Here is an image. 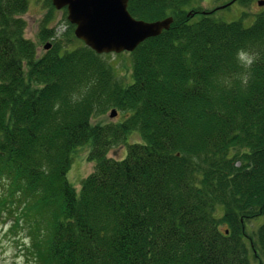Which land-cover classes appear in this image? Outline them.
Instances as JSON below:
<instances>
[{
  "label": "trees",
  "instance_id": "trees-1",
  "mask_svg": "<svg viewBox=\"0 0 264 264\" xmlns=\"http://www.w3.org/2000/svg\"><path fill=\"white\" fill-rule=\"evenodd\" d=\"M27 6L0 0V222L29 241L12 264H264V222L245 227L264 215V11L245 28L192 0H128L134 19L172 23L128 53L122 82L66 17L59 35L40 20L37 56ZM109 110L123 120L93 123Z\"/></svg>",
  "mask_w": 264,
  "mask_h": 264
},
{
  "label": "rangeland",
  "instance_id": "rangeland-1",
  "mask_svg": "<svg viewBox=\"0 0 264 264\" xmlns=\"http://www.w3.org/2000/svg\"><path fill=\"white\" fill-rule=\"evenodd\" d=\"M258 0H248L246 6H241L238 3L229 5L226 9H219L229 2V0H192V7H201L204 10H217L212 18L221 22L230 23L241 20L243 27H249L252 25L255 16L258 13L264 11V7H258ZM50 12V13H49ZM50 15L51 23L50 27H56V34H63L67 31V25L65 22V14L62 10L51 11L48 7L47 0H28L27 10L21 18L25 22L24 37L31 42H34L37 46V56H41L45 50L44 45L50 42L46 41L41 43L38 40L37 32L40 20L45 15ZM75 47H80L81 42H74ZM107 61H109L112 68H114L115 76L119 81L128 82L131 77V58L128 53L121 54H108ZM110 111H107L105 115L97 116L93 119V123H116L121 122L123 118L119 113H116L114 118H110ZM141 139L136 132L130 134L126 140L125 145L119 148H112L108 152V157L113 159H123L126 154V145L141 143ZM90 151V146L85 145L78 147L71 154V165L67 172L66 179L68 183L78 193L80 190L81 181L88 176L94 168V162H88L87 157ZM264 222V215L256 218L254 221L245 225L246 232L252 235L257 227ZM8 223L0 222V264H12L13 261L19 263L24 259L23 246H28L29 241L25 237V233L17 232L15 234H9L6 232ZM251 264H257L251 262Z\"/></svg>",
  "mask_w": 264,
  "mask_h": 264
},
{
  "label": "water",
  "instance_id": "water-1",
  "mask_svg": "<svg viewBox=\"0 0 264 264\" xmlns=\"http://www.w3.org/2000/svg\"><path fill=\"white\" fill-rule=\"evenodd\" d=\"M127 3L128 0H51L55 10H66L74 37L96 55L132 53L145 40L169 29L172 18L137 20L128 13ZM257 6L264 7V1H258ZM49 48V44L44 46V50ZM109 116L114 118L116 112L112 110Z\"/></svg>",
  "mask_w": 264,
  "mask_h": 264
}]
</instances>
